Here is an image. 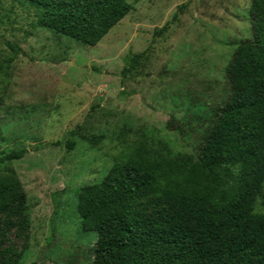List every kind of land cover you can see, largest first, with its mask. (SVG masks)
I'll return each mask as SVG.
<instances>
[{"label":"rangeland","instance_id":"374dc122","mask_svg":"<svg viewBox=\"0 0 264 264\" xmlns=\"http://www.w3.org/2000/svg\"><path fill=\"white\" fill-rule=\"evenodd\" d=\"M128 1L131 11L90 46L40 26L27 0H0V157L29 151L0 163L28 196L26 235L11 231L4 245L19 264H94L97 233L82 229L78 189L137 155L196 156L237 43L252 37V0ZM128 53L142 56L122 77ZM172 117L184 135L167 128Z\"/></svg>","mask_w":264,"mask_h":264},{"label":"trees","instance_id":"16d2710c","mask_svg":"<svg viewBox=\"0 0 264 264\" xmlns=\"http://www.w3.org/2000/svg\"><path fill=\"white\" fill-rule=\"evenodd\" d=\"M27 1L41 9L40 26L90 46L132 8L128 0ZM250 19L252 37L237 43L226 96L196 156L169 164L163 156L137 155L78 189L82 229L97 233L94 264H264V212H255L264 194V0H252ZM141 56H125L122 77ZM166 126L186 133V123L173 117ZM64 144L73 149L76 142ZM28 152L13 149L0 163ZM27 198L13 171L0 176V264H19L20 252L4 245L11 231L26 235ZM150 203L163 207L151 211Z\"/></svg>","mask_w":264,"mask_h":264}]
</instances>
